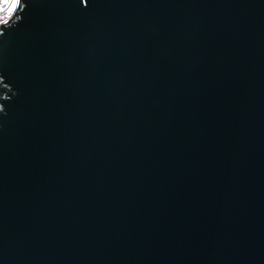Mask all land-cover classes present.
Here are the masks:
<instances>
[{
	"label": "water",
	"instance_id": "obj_1",
	"mask_svg": "<svg viewBox=\"0 0 264 264\" xmlns=\"http://www.w3.org/2000/svg\"><path fill=\"white\" fill-rule=\"evenodd\" d=\"M23 3L0 264H264V0Z\"/></svg>",
	"mask_w": 264,
	"mask_h": 264
},
{
	"label": "snow or ice",
	"instance_id": "obj_2",
	"mask_svg": "<svg viewBox=\"0 0 264 264\" xmlns=\"http://www.w3.org/2000/svg\"><path fill=\"white\" fill-rule=\"evenodd\" d=\"M24 6L23 0H18V3L16 5V12L13 13L6 21H4L2 24H0V27H6L8 26L14 19H17L19 16V13L21 12L22 8ZM7 15V13L4 11L3 8H0V17Z\"/></svg>",
	"mask_w": 264,
	"mask_h": 264
},
{
	"label": "clouds",
	"instance_id": "obj_3",
	"mask_svg": "<svg viewBox=\"0 0 264 264\" xmlns=\"http://www.w3.org/2000/svg\"><path fill=\"white\" fill-rule=\"evenodd\" d=\"M0 8H3L7 13V15L0 17V24H2L11 16V12L16 8V4L13 0H9L8 3L0 4Z\"/></svg>",
	"mask_w": 264,
	"mask_h": 264
},
{
	"label": "rangeland",
	"instance_id": "obj_4",
	"mask_svg": "<svg viewBox=\"0 0 264 264\" xmlns=\"http://www.w3.org/2000/svg\"><path fill=\"white\" fill-rule=\"evenodd\" d=\"M8 2H9V0H0V4H4V3H8ZM13 2H15V4L17 5L18 0H13ZM16 10H17L16 8H15L14 10H12L11 15H12L13 13H15Z\"/></svg>",
	"mask_w": 264,
	"mask_h": 264
},
{
	"label": "trees",
	"instance_id": "obj_5",
	"mask_svg": "<svg viewBox=\"0 0 264 264\" xmlns=\"http://www.w3.org/2000/svg\"><path fill=\"white\" fill-rule=\"evenodd\" d=\"M2 90H3V88H2Z\"/></svg>",
	"mask_w": 264,
	"mask_h": 264
}]
</instances>
